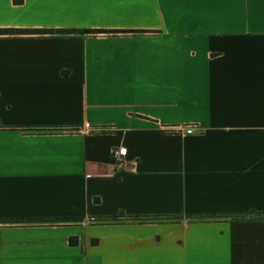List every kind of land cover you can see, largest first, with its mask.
I'll list each match as a JSON object with an SVG mask.
<instances>
[{
  "label": "crops",
  "instance_id": "obj_1",
  "mask_svg": "<svg viewBox=\"0 0 264 264\" xmlns=\"http://www.w3.org/2000/svg\"><path fill=\"white\" fill-rule=\"evenodd\" d=\"M5 28L119 32L0 33V264H264V0H0Z\"/></svg>",
  "mask_w": 264,
  "mask_h": 264
},
{
  "label": "trees",
  "instance_id": "obj_2",
  "mask_svg": "<svg viewBox=\"0 0 264 264\" xmlns=\"http://www.w3.org/2000/svg\"><path fill=\"white\" fill-rule=\"evenodd\" d=\"M16 3H22L23 0H14ZM97 32H119V30H95V29H19L5 28L0 29V33L5 34H86ZM136 32H148L147 30H136ZM70 243L75 245L78 243L77 237H71Z\"/></svg>",
  "mask_w": 264,
  "mask_h": 264
},
{
  "label": "built area",
  "instance_id": "obj_3",
  "mask_svg": "<svg viewBox=\"0 0 264 264\" xmlns=\"http://www.w3.org/2000/svg\"><path fill=\"white\" fill-rule=\"evenodd\" d=\"M85 128H90L89 123L84 124ZM193 133V129L191 126H187L185 128V134H191ZM127 154V148L126 147H115L112 150L113 158L115 159L116 163L118 165H123L125 162V156Z\"/></svg>",
  "mask_w": 264,
  "mask_h": 264
}]
</instances>
